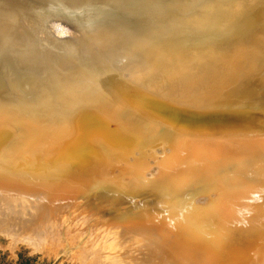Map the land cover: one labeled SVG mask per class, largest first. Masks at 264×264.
Here are the masks:
<instances>
[{
	"label": "rangeland",
	"instance_id": "rangeland-1",
	"mask_svg": "<svg viewBox=\"0 0 264 264\" xmlns=\"http://www.w3.org/2000/svg\"><path fill=\"white\" fill-rule=\"evenodd\" d=\"M18 54L23 59L33 61L31 65L37 78L44 80L43 84L52 98L57 97V88H60L61 81L71 77L79 69L61 58V62L57 58L37 61L39 50L35 49L19 50ZM34 57L35 61L32 59ZM59 64L72 68L56 73L60 69ZM4 84L1 92L16 91L7 87L6 81ZM12 85L18 88L15 83ZM8 95L23 98L25 94ZM64 98L67 100L74 97L66 94ZM112 99L114 98L108 96L103 105L106 104L107 108L113 106L119 112H124L113 120L102 117L96 110H86L82 104L76 107L64 103L56 107L65 110V117L70 122H78L84 128L94 125L89 131L94 141L81 148L87 153H94L104 146L107 154L101 161L84 159L77 163L67 159L65 155L62 156L60 148L57 147L48 153L36 154L31 151L35 143H29L34 126L39 120L38 116L53 112L48 106H38V115L25 112L19 119L0 120L13 123L15 128L4 129L0 133V214L4 212L0 215V264H110L106 259L105 242H115L117 236L115 233L108 237L89 234L90 229L97 228L110 232L126 230L129 236H124L122 243L130 256L137 255L147 244L160 243L168 253L165 264H183L189 256L194 257L197 264L210 258L208 248L213 241L211 238L216 237L218 232H224V228L219 231L221 223L229 219L222 208V200L227 196L221 184H210L206 189H198L192 181L185 184L187 180L184 177L189 173L185 170V165L180 170L177 162L180 158L190 159L194 155L202 157L207 152L209 155L205 158L206 161L212 160L213 155L220 149V143L215 141L231 139V142L236 143L238 138L246 137L247 134L240 129H233L226 136H203L196 132L181 131L170 133L145 115H138L135 117L137 123H132L123 108ZM28 101L29 99L25 103ZM140 104L141 107L152 109ZM4 116L6 117L5 110ZM104 116L107 117L105 114ZM122 117L131 121L128 123L126 120L125 126H121ZM46 121L51 123L49 119ZM261 138L263 142L264 137ZM255 145L247 150L248 155H261L260 145L257 149ZM228 163L238 165L235 162ZM243 164L239 169L225 164L226 171L223 172L237 186V194L248 193L251 196L250 205H253L257 201L253 194L261 189L264 195V188L254 178L259 168L255 166L251 169L248 162ZM237 170L239 174L240 171L245 172L243 177L239 175V181L232 179L235 175L238 177L235 174ZM60 176L72 180L69 182H75L73 179L81 181L64 193L63 207H57L58 203L54 201L45 203V198L40 196L49 191L52 185L50 179L55 180ZM177 180L184 184L175 183ZM58 182L70 186L66 180ZM10 183L33 184L24 192L39 195L38 198L43 201L36 218L30 220L5 217L6 203L3 199L16 192V187ZM181 185L187 186L186 195L178 198L174 193ZM165 200L167 205H164ZM255 206L264 216V202ZM98 214H103V218ZM186 214H189V220H184ZM84 217L85 220L91 219L94 224L85 221L87 225L84 223L82 227L80 221ZM261 227L264 229V222ZM242 243L241 240H233L223 250L231 252ZM111 250L113 252V248ZM216 250L217 248H212L215 253L220 252L221 248ZM256 255L258 257L252 258L250 264H264V257L261 254ZM215 263L222 264L219 260ZM228 264H241V261L235 260Z\"/></svg>",
	"mask_w": 264,
	"mask_h": 264
},
{
	"label": "water",
	"instance_id": "water-1",
	"mask_svg": "<svg viewBox=\"0 0 264 264\" xmlns=\"http://www.w3.org/2000/svg\"><path fill=\"white\" fill-rule=\"evenodd\" d=\"M29 49L178 123L264 128V0H0L8 76Z\"/></svg>",
	"mask_w": 264,
	"mask_h": 264
},
{
	"label": "bare ground",
	"instance_id": "bare-ground-1",
	"mask_svg": "<svg viewBox=\"0 0 264 264\" xmlns=\"http://www.w3.org/2000/svg\"><path fill=\"white\" fill-rule=\"evenodd\" d=\"M24 58L26 57L24 56ZM32 59L35 61L36 58L34 57ZM51 59L49 58L47 60ZM59 60L61 62V59ZM31 62L33 61L27 60V58L23 59V56H19L18 54L17 66L20 68V74L13 76H8L7 68L5 66H1L0 120L19 119L25 112H28L29 114H36L38 106L43 105L50 107V110H53V112L42 113L40 116H38L39 120L38 122H36L34 131L32 132L33 134L29 145L35 143V146L31 148V151L36 154L48 153L52 148L55 149L57 147L60 148V153L62 156L65 155L67 159L77 163L84 159H91L94 160V162L104 160L105 155L107 154L105 153L106 150L104 146H102L101 149L97 150L94 153H87L83 150L88 142L94 141V139L92 138L93 135L91 136L89 133L94 125L92 124L91 127L89 126L88 128H84L78 122H70L68 118L66 119L65 117V110H63L62 108L57 109L56 107L61 106V104L63 105L64 103H67V105H75L76 107L77 105L82 104V106L86 110H96L102 117L113 120L116 118V116L123 115L122 113L124 112L120 111V114L118 109H116L115 107L112 106V108L111 106H108V108H110L109 110L106 107V104L103 105V102L106 103L104 99L108 98V96L113 97L119 104V106H121L126 112L128 118L132 120H127L125 119V117H122V122H120L121 126H125L126 120L128 123L130 121L132 123H137L135 117L137 118L138 115H145L146 118L159 123L170 133L181 131L196 132L203 136H226L233 129H240L241 131L246 133L247 136L241 137V139L238 138V142L236 143L231 142V139L215 141V143H220L218 144L220 149H218L216 155H213L212 160L206 161L205 158L209 155V152H207L202 157L194 155L191 156L190 159L183 160V158H180V160L177 162V167L182 170V166H186L185 170L188 171L189 174L184 177L187 180L186 182H184L185 184H188L192 181V184L195 186L197 185L198 189H206L207 185L209 186L210 184H212V186H218L219 184H221V188L227 196V198H224L222 200V208L226 213V217L229 219L222 222L219 229L220 231L224 228V232L222 234L218 232V235L216 237L211 238L213 241L210 243V247L208 248V253L211 254L210 258L205 259L206 263L202 262L200 264H217L215 262L218 260L221 261L222 264H228L235 260L239 262L241 261V264H250L252 262V258L258 257L256 254H261V256L264 257V229L261 227L262 222H264V216L259 213L260 211L256 209L255 206L257 203L259 204L264 202V195L261 189H259L258 193L253 194V197L257 200L256 203L250 205L251 196L248 193L237 194V186L231 183V178L228 177L226 172H223L226 171L224 170L226 168L225 164L233 165V163L228 162H235L238 164L233 165L236 166L233 169H239L241 166H244L243 163L248 162L250 163L248 165L249 167H251V169H253L255 166L259 168V171L255 174L254 178L261 184L260 186H263L264 188V141L262 142V140H260L263 139L261 137H264V128L248 123H178L156 110L146 108L145 106V108L141 107V104L138 101H135L96 82L81 69H78L76 72H74L71 77L69 76L62 80L59 84L60 88H57V97L52 98L50 95V91L43 84L44 80L37 78L36 72L34 71ZM67 66L59 64L58 67H60V69L56 71V73H59V71L62 73L63 71H67L68 69L72 68V66ZM4 81L7 82V87L15 89L16 91H11L8 89L10 93L1 92L5 85ZM14 83L18 88H15L12 85ZM8 94L25 95L23 96V98H21L10 96ZM66 94H69L74 98L64 100V96ZM28 99L29 101L25 103V101ZM4 110L6 111V117H3ZM104 114L107 115L108 118L105 117ZM47 119H49L51 123H47ZM104 138L106 140L109 139L108 137ZM113 140L115 139L113 138ZM253 145L256 146V149L257 146L260 145L259 150L261 155L258 152L257 157H255V155L253 156L247 154V150ZM237 172H239V170H237L235 173L238 177H236L235 175V177L232 179L236 178L237 181H239L240 176L243 177L245 172L240 171V174ZM61 177L65 176H60V178H57L55 180L50 179L52 185L48 190H51V192L46 191L42 195H40L45 198V203L54 201L55 203H58L57 207H63L64 204L62 203V197L64 193L70 191L71 188H74L81 183V181L76 179H73L75 182H69L70 179ZM60 180H66L70 184V186L67 184H59L58 181ZM202 180L205 181L202 183ZM175 183L184 184L179 183L178 180ZM15 184L10 183L11 186L16 187V192L11 193L8 198L3 199V202L6 203V215L4 214L5 217H22L28 218L30 220L36 218L38 214L37 210L40 209L43 201L38 198L39 195L24 192L26 188H31L33 184ZM179 187V189L174 194L178 196V198H181V196L186 195L187 186L181 185ZM167 204L168 203L165 200L164 205ZM3 213L4 212H1L0 215H2ZM98 215L103 218V214ZM189 218V214H186L184 220H189ZM83 220L80 221L82 222L81 225L84 224L85 221L88 222V224L89 221L92 222L91 219L85 220V217L83 218ZM6 221L8 220L6 219ZM88 228L89 225L87 229ZM240 228L245 229L242 230ZM3 229H6V227ZM84 229L86 228L84 227ZM87 231L88 230H86V232ZM87 233H89V231ZM91 233L102 237H108V235H112L113 233L116 234L117 239L115 242H105V245L107 246L106 259L110 264H139V262L141 264H165L166 262L168 253L166 248L160 243L151 245L147 244L143 247L142 250L139 251L137 255L130 256L126 253V248L122 243L124 240V236H129L126 230H117L114 232H110L108 230L102 231L100 228H97L94 230L90 229L89 234ZM233 240H241L243 241V243L239 248H235L231 252H225L223 249L227 248ZM213 247L217 248L218 251L219 248H221L220 252H212ZM112 248L113 252L111 250ZM183 264H197V262L194 261V257L189 256Z\"/></svg>",
	"mask_w": 264,
	"mask_h": 264
}]
</instances>
